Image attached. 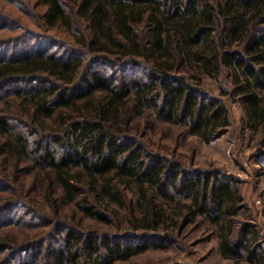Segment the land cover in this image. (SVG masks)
Returning <instances> with one entry per match:
<instances>
[{"label": "trees", "instance_id": "1", "mask_svg": "<svg viewBox=\"0 0 264 264\" xmlns=\"http://www.w3.org/2000/svg\"><path fill=\"white\" fill-rule=\"evenodd\" d=\"M0 3L14 15L0 11V31L30 38L0 58V264H115L199 219L224 258H263L248 230L235 238L237 182L143 138L158 122L210 144L232 126L230 98L264 146V0ZM15 227L50 230L19 241Z\"/></svg>", "mask_w": 264, "mask_h": 264}, {"label": "rangeland", "instance_id": "2", "mask_svg": "<svg viewBox=\"0 0 264 264\" xmlns=\"http://www.w3.org/2000/svg\"><path fill=\"white\" fill-rule=\"evenodd\" d=\"M3 5L6 6V11H0L5 12L3 13L5 15H13L12 7ZM12 29L0 31V58L9 57L23 50L24 45L21 40L27 41L29 38L27 32L22 33L23 31ZM34 31L36 32L37 29ZM142 77L140 71L126 74L128 80ZM204 84L205 88H209L215 96H219L222 90L228 88L224 82H216L208 78L204 79ZM225 102L231 112L232 126L221 138L210 144L187 135L184 129L178 126L158 122L153 130L150 129L143 141L153 146L155 152L178 160L189 168L218 173L223 178L237 182L242 202L236 220L235 238L239 239L241 232L248 230L249 238L252 240L249 247L263 258L261 257V260L257 258L259 261L253 263L246 252L241 259L224 258L214 229L207 221L199 219L180 232L175 230L174 234L178 235L175 239L176 243L164 248L146 250L115 264H264V146L261 145L263 129L257 131L247 129L242 106L230 98H225ZM20 214V210L14 211L13 219H17ZM85 224L95 226L91 221H85ZM15 228L17 229H8L9 234L19 241L41 238L50 230L46 227Z\"/></svg>", "mask_w": 264, "mask_h": 264}]
</instances>
